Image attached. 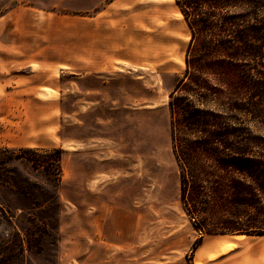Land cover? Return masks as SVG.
Returning <instances> with one entry per match:
<instances>
[{"label":"rangeland","instance_id":"rangeland-1","mask_svg":"<svg viewBox=\"0 0 264 264\" xmlns=\"http://www.w3.org/2000/svg\"><path fill=\"white\" fill-rule=\"evenodd\" d=\"M38 1L42 39L0 35V264H84L82 239L89 224L82 211L90 208L119 209L109 235L116 227L139 224L134 255H182V264L193 263L198 239L203 237L201 249L208 246L210 230L226 231L234 222L264 229V176L241 175L206 158L199 173L209 205L191 216L185 210L169 95L178 85L182 89L188 56L192 63L202 56L226 57L198 55L197 41L188 53L192 36L175 0ZM5 10L0 7V14ZM38 57L44 65H58L34 75L7 69L11 61L29 64ZM239 74L238 68L224 72L219 65L202 74L203 83L214 87L209 106L221 115L226 106L219 103L240 84ZM20 76V89L30 97L11 102L10 84ZM46 79L55 91L44 89L46 95L35 100L29 93ZM222 121L230 129L238 125L228 115ZM239 121L248 151L264 155V123L249 114ZM21 148H38L25 154L35 157H54L60 150L61 179L17 159ZM18 183H25L26 195ZM240 191L248 205L232 200ZM217 243L209 259L234 247Z\"/></svg>","mask_w":264,"mask_h":264},{"label":"trees","instance_id":"trees-1","mask_svg":"<svg viewBox=\"0 0 264 264\" xmlns=\"http://www.w3.org/2000/svg\"><path fill=\"white\" fill-rule=\"evenodd\" d=\"M175 3L191 32L188 53L197 41L195 52L198 55L210 56L221 52L226 57L209 61L202 56L192 63L188 56L185 79L189 81L182 80V89L178 85L169 95L172 149L180 170L181 199L191 216L195 212H204L209 205L200 182L203 176L199 173L204 158L223 169H232L254 179L264 176L261 170L264 155L248 151L244 135L246 127L239 121L249 114L264 123V0H175ZM218 65L223 67L224 72L231 66L240 72V84L233 86L232 95L224 103H219L221 108L226 106L222 115L209 106L214 87L202 81V74ZM246 68L248 74L244 73ZM227 115L228 118H236L238 125L230 129L228 124L223 123L222 117ZM37 149L21 148L16 158L28 160L35 169L53 173L55 180L61 179L60 150L55 149L58 153L54 157L25 155ZM15 186L24 195L27 194L25 183ZM232 200L239 205L250 203L242 191L236 193ZM192 219L195 220L194 217ZM194 227L201 234L205 233L196 222ZM207 233L264 235V229L234 222L226 231L210 230ZM202 240L203 237L193 244L192 252Z\"/></svg>","mask_w":264,"mask_h":264},{"label":"crops","instance_id":"crops-1","mask_svg":"<svg viewBox=\"0 0 264 264\" xmlns=\"http://www.w3.org/2000/svg\"><path fill=\"white\" fill-rule=\"evenodd\" d=\"M4 6V7H3ZM0 7L7 8L2 14H0V35H14L19 39L32 37L34 40L42 39V2L38 0H15L5 4L4 0H0ZM2 10V9H1ZM90 36L92 35H88ZM41 51L38 54H33V57L41 56ZM37 59L39 62H37ZM58 64H51L50 66L44 65L41 58H36L35 62L29 64H21L20 62H10L7 66L8 70H26L30 71L31 75H34L39 70L52 71L53 66ZM71 68V64L67 65ZM24 80L23 76L16 79V83H11L12 86L9 96L11 98L22 99L24 97H30V95L24 96L22 93V84L20 81ZM21 88V89H20ZM44 89H50L55 91L53 81L46 79L44 83H39L33 87L31 97L35 100H40L45 94ZM16 93L15 95H13ZM34 100V101H35ZM30 101V100H29ZM121 212L118 208H90L82 211L84 223L89 227L88 234L84 235L82 239V254L83 263L86 264H182V255H163L157 260L153 255L147 253L138 255L139 241L138 231L139 224H130L126 230H120V226L114 229V234L109 235L110 229L114 224L112 220L114 216L120 215ZM126 233V234H125ZM244 236L240 239L235 236ZM211 240L208 246L203 250L200 246L193 252L194 257L192 264H264V235H246V234H225V235H211ZM226 240L234 244L233 249L227 253H220L216 258L209 259L210 252H216L219 249L217 241ZM105 251L106 256L104 260L102 257H98L99 252ZM101 251V252H102ZM131 252V254H130ZM144 253V252H143ZM145 255V256H144ZM172 258L174 261L172 262Z\"/></svg>","mask_w":264,"mask_h":264},{"label":"bare ground","instance_id":"bare-ground-1","mask_svg":"<svg viewBox=\"0 0 264 264\" xmlns=\"http://www.w3.org/2000/svg\"><path fill=\"white\" fill-rule=\"evenodd\" d=\"M236 238H240V236H235Z\"/></svg>","mask_w":264,"mask_h":264}]
</instances>
